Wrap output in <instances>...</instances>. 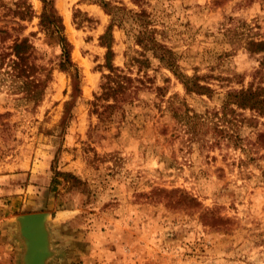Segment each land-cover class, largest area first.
Returning <instances> with one entry per match:
<instances>
[{
    "label": "rangeland",
    "instance_id": "1",
    "mask_svg": "<svg viewBox=\"0 0 264 264\" xmlns=\"http://www.w3.org/2000/svg\"><path fill=\"white\" fill-rule=\"evenodd\" d=\"M96 1L53 0L81 77L61 127L71 79L58 67L60 46L39 28L42 1L3 0L5 8L32 5L34 15L16 19L11 32L28 36L37 62L52 70L36 105L0 73V264H22L15 216L38 211L49 212L47 264H264V115L236 109L221 117L228 90L264 86V50L246 46L264 38V0H144L181 70L213 91L187 92L150 56L152 86L103 118L92 101L106 71L100 35L111 16ZM120 22L113 62L124 66L126 52L140 56V46L128 35L133 21ZM172 106L223 127L220 143L211 145L210 132L193 136Z\"/></svg>",
    "mask_w": 264,
    "mask_h": 264
},
{
    "label": "trees",
    "instance_id": "2",
    "mask_svg": "<svg viewBox=\"0 0 264 264\" xmlns=\"http://www.w3.org/2000/svg\"><path fill=\"white\" fill-rule=\"evenodd\" d=\"M42 9L39 13L38 25L41 31L53 39L60 46L58 67L66 71L71 79L72 92L71 99L64 102L62 119L60 126L67 125L72 117V104L74 99L81 93L80 72L76 63L71 58L72 45L65 35L63 18L58 12L53 0H41ZM138 8H129L123 1L121 4L113 3L111 0H97L96 2L111 16L110 22L105 31L100 35V43L105 46L104 67L106 71L102 73V80L99 84L100 91L95 93L92 101L93 110L98 117L110 116L115 111H124V103L135 100L139 90L152 86V78L147 74L146 69L151 64L150 56L168 68L184 85L187 92L210 94L213 89L201 83L198 78L186 75L177 61L176 54L172 48L167 46L156 36L157 28L154 26V19L151 13L143 7L144 0H131ZM7 6L0 0V19L11 16L14 25L0 26V73L3 80H9L12 89L22 92L20 99L32 102L34 105L42 100L45 94L48 81L51 79L52 68L39 64L37 59L36 46L26 35L21 33L13 34L11 29H17L18 20H23L34 15L32 5L28 2H15V7ZM124 17H129L136 25L129 37L134 43L140 46L137 49L140 56H130L126 52L127 61L124 66L115 65L113 62L115 51L113 49L114 36L112 33L115 24H120ZM20 27V26H19ZM131 35V36H130ZM246 46L250 51L259 52L264 50V38L248 39ZM133 65H137V72L132 75ZM151 84V85H150ZM157 93L162 94V86L154 87ZM171 103V101H169ZM172 112L186 130L193 136L200 133L204 137L205 133H212L214 140L211 145L220 143L225 129L219 124H208L202 119L200 113H189L179 107H171ZM236 109H249L259 115H264V86L248 87L240 89H230L226 92L222 102V118H226L228 112H236ZM264 135V134H259Z\"/></svg>",
    "mask_w": 264,
    "mask_h": 264
},
{
    "label": "water",
    "instance_id": "3",
    "mask_svg": "<svg viewBox=\"0 0 264 264\" xmlns=\"http://www.w3.org/2000/svg\"><path fill=\"white\" fill-rule=\"evenodd\" d=\"M49 212H27L15 216L18 225V237L23 244L22 264H47L53 254L50 247L47 218Z\"/></svg>",
    "mask_w": 264,
    "mask_h": 264
}]
</instances>
